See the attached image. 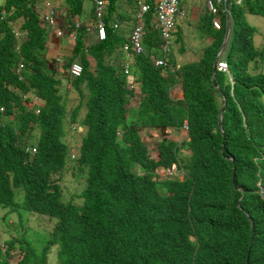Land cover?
I'll list each match as a JSON object with an SVG mask.
<instances>
[{"label": "trees", "instance_id": "1", "mask_svg": "<svg viewBox=\"0 0 264 264\" xmlns=\"http://www.w3.org/2000/svg\"><path fill=\"white\" fill-rule=\"evenodd\" d=\"M39 1L0 0V222L8 235L0 232V264H47L54 246L57 264H264V46L253 45L256 29L245 21L264 18V0L228 6L229 75L213 78L224 14L221 30L204 8L188 21L205 45L176 69L180 26L163 53L148 15L144 53L131 66L139 85L132 107L125 35L108 29L97 40L84 0H63L66 33L57 39L70 45L74 32L73 44L61 60L48 58ZM72 62L82 67L77 78ZM177 87L180 100L171 95ZM68 124L85 128L73 160ZM146 130L157 133L155 154L139 134ZM173 165L176 175L157 173ZM62 176L81 181L76 201L63 199ZM29 217L51 225L38 248L20 233Z\"/></svg>", "mask_w": 264, "mask_h": 264}, {"label": "clouds", "instance_id": "2", "mask_svg": "<svg viewBox=\"0 0 264 264\" xmlns=\"http://www.w3.org/2000/svg\"><path fill=\"white\" fill-rule=\"evenodd\" d=\"M91 1H92V13H91V16L89 17L88 21H86L84 24H85V27L87 29L92 30L93 32H95V36H96L97 40L103 41L105 39V37H106V33H107L108 29H110L112 31H119V29H120L122 24H127L129 21L132 23V29L129 32V35L125 39L126 42L124 43V45L121 48L122 49L121 50L122 51V55L124 56V62H123V67L122 68H123L124 74L127 77L126 78V80H127V82H126L127 89L134 93V98L130 101V104H131V107H132L133 103L135 101H137V99L139 97V85H138V83H136L134 81L133 75L131 74V66H133L134 58L137 57V56H140V55H142L144 53L143 40H144V37L146 35V23L148 21V19H147L148 15L150 16L149 21L153 25V28L157 32H159L160 37H161V39L163 41L162 45L160 46L161 51L163 53L164 52L165 53L169 52V46L171 44L170 39L172 38L171 37V33L173 31H175V26L178 25L177 21L180 20V19H184L186 21L187 20H191L192 18H195V16H189V17L185 16L186 15V11H185V9L183 7L182 0H131L132 1L131 5H130L131 6V10L129 8V14H130L131 11H132V14H131V16L128 15V16H130V20L128 22H126V23H123L122 20H124V19H120L119 16H118L117 18H119V19H117V21H121V24H120V22H111V20L113 18V14L109 15V13H107V10H108V7L111 4V2L116 3V2L121 1V0H106V3L103 5V8H102V15L100 17H97L96 13L94 12V10H95L94 0H91ZM125 1H130V0H125ZM39 2H41V0ZM242 2H243V0H224L218 6V12L215 15H213L211 12L208 11L204 0H202V4H203V8H204L203 10L206 11L211 17V25H212V27L215 30H221V27L223 25H222V19L220 18V16L222 14H224V18H225V35H226V32H228L224 48L222 50H218V53L216 55L215 62H214V65H213V76H212V78L214 77L215 72L229 75L228 67H227L226 62H225V55H226V51H227V48H228V45H229V37H230V34H231V30H232V28H231L232 22H231V17H230V14H229L228 6L230 7L231 4L238 5V4L242 3ZM83 9L85 11V0H84ZM167 11L172 17L173 26L171 27V29L168 32L167 40H164V38L162 37V29H161L160 23L163 22V19L165 17H169ZM164 12H166V14ZM38 13L40 14V16H42L41 19H43V22H42L41 26L46 31L49 32V34H48L49 42H52L53 38L58 40L57 38H60L63 35V32L60 29L59 22H58L59 17H60V12L58 11L57 7L54 4H52L50 0H44L42 5H41V9L38 11ZM125 19H127V16H126ZM49 20H51V22H52L51 24L49 23ZM213 20H216L218 22V24H219V28L218 29L213 26ZM139 24L141 25V29H142V34H141V39H140V44H141V47H142V53L140 55H132L131 52L129 51L130 49H128V47L130 46L131 36L133 35V32H134L135 28ZM186 24H189V22L187 21ZM99 25L102 26V31H103V34H102L103 36L102 37H100V34H99ZM179 25H180V28L182 30V35H183V38H184L183 26H182L183 24L181 23V21H180ZM78 26L79 25L76 24V27H78ZM225 35H224V39H225ZM16 36H17V38H19L18 39L19 43L25 39V38H23V37H25L23 32L17 34ZM199 36H201V35L199 34ZM69 38H70V46H71L73 44L72 41L74 40V32L69 33ZM224 39H223V42H224ZM223 42H222V44H223ZM163 46H166V51L162 50ZM159 60L162 61L163 64L160 65V66H157L156 62L159 61ZM73 64H76V65H78L81 68V71H80V73L78 75H74L71 72V67H72ZM220 64H224V67L223 68H219ZM154 65L156 67H166L167 63L165 62L164 59H156V60H154ZM179 66L180 65L177 63V65L174 68L175 69L179 68ZM214 66H215V68H214ZM174 68H172L171 70L173 71ZM22 70H23V63L19 62L18 66H17V73H19ZM81 73H82L81 65L79 63H77V62H72L70 64V66H69V76H71L72 78H77V77H79L81 75ZM177 88L180 89V87H177ZM177 88H175V89H177ZM171 95L173 96V91H172ZM180 95H181V97L179 99L176 98V97L175 98L178 99V100L182 99L183 98L182 91H181ZM33 101H34V99H32L31 102L27 103L28 107H33L34 106ZM224 101L225 100H223V104H224ZM74 102L75 101L67 102V104H66V106H67L66 112H69V111H71L74 108V106L76 104V102H75V104L73 105ZM0 111H2V109H0ZM35 113L36 114L39 113L38 108L35 109ZM82 116H83V113L80 114V119H81ZM220 122H221V117H220ZM76 126H77V124H75V126H74L77 130H80V131H83V129L85 130V128H83V127H81L79 125L77 127ZM147 131L151 132V130H146L145 132H147ZM66 133H67V128H66ZM29 151H30L31 155H34L36 150H35V148L30 147ZM74 151L75 150L73 148L70 149V147H69V155H70V153H72V155H70V159L71 160H73V159H75L77 157L78 151H77L76 155H75ZM157 173L159 175H161V176L171 177L173 175H176L178 173V171H177V167L175 165H173L171 168L165 170L164 172H157ZM33 219H35V220H37L39 222L42 221L41 217H36V218H33ZM20 228H21L20 229L21 235H24L25 240L28 241L29 243L35 245L36 248H38L41 245H44L49 240V239L45 238V237H47L46 235H49L51 233V231H49L48 233H45L43 235L31 234V232H30V230L28 228V219L23 224V226H20ZM40 236H45V237L43 239H40ZM42 242H44V243L42 244ZM53 248H55L56 251H57V248L54 246V247H52L50 249L48 255L50 254V252H51V250ZM48 255H47V264L49 262L48 261ZM57 263H58V261H57Z\"/></svg>", "mask_w": 264, "mask_h": 264}, {"label": "rangeland", "instance_id": "3", "mask_svg": "<svg viewBox=\"0 0 264 264\" xmlns=\"http://www.w3.org/2000/svg\"><path fill=\"white\" fill-rule=\"evenodd\" d=\"M52 4H54L60 14L62 15L63 11H65V5L63 0H50ZM89 2L88 0H85V5L88 6ZM130 20V16H127V19L122 20L123 23H126ZM181 23L183 24V34H184V46L186 49V52H184L182 55H179L178 47L176 46L175 53L177 55V63L181 66V64L186 63L187 61L193 60L196 58V54L201 50V48L204 47L205 41L202 36H199V34L196 32V30L192 27V24H186L187 21L190 20H184L180 19ZM245 21L249 26H252L256 29V33L253 37V45L257 47L259 50L262 49V46H264V18L255 16V15H246ZM59 26L60 29L63 32V35L66 33L65 30L62 27V19L59 17ZM172 37V36H171ZM172 39V38H171ZM170 39V41H171ZM71 46L68 43V39H66V44L63 43V41L59 42L55 38H53L52 42L48 45V58H56L61 60L64 55H69L67 52L70 50ZM180 89H175L173 92H178ZM175 94V93H173ZM74 97V95H73ZM177 97H181V95H176ZM220 102L221 100L218 99ZM76 102V101H75ZM73 103V105L75 104ZM72 105V106H73ZM71 106V107H72ZM142 140L145 142V145L147 147V150L149 153H152L151 149H153V152L156 150L155 148V141L158 139L157 133L151 131V132H145L142 131L139 133ZM84 135V129L83 131L77 130L74 125L68 124L67 125V133L65 141L68 144V146L73 148L75 151V155L78 151L79 145L81 143L82 136ZM155 154V153H152ZM72 155V153H70ZM61 186L63 188V199H69L72 198L75 201L77 200L76 195L79 193V190L81 188V181L75 179L72 181L67 176H62L61 179ZM2 213V212H1ZM0 213V215H1ZM12 220H14V215L11 216ZM5 224L0 222V232L2 236L4 235L5 238L8 237L6 232H4ZM28 228L31 232V234L34 235H43L45 233H48L51 230V225L46 221H37L33 219V217L28 218ZM48 236V235H46ZM45 236H40V239H43ZM17 261V257L12 259V262L15 263ZM48 264H57V258H56V249L53 248L48 255Z\"/></svg>", "mask_w": 264, "mask_h": 264}, {"label": "built area", "instance_id": "4", "mask_svg": "<svg viewBox=\"0 0 264 264\" xmlns=\"http://www.w3.org/2000/svg\"><path fill=\"white\" fill-rule=\"evenodd\" d=\"M224 0H204L205 5L208 9L209 12H211L213 15H215L218 12V6L223 2ZM95 3V10L94 12L96 13L97 17H100L102 15V8L103 5L106 3V0H94ZM166 14V12H164ZM168 13V11H167ZM169 17H165L163 19V22L160 23L161 29H162V37L164 38V40H167L168 38V32L171 29V27L173 26V21H172V17L171 15L168 13ZM49 23L51 24V20H49ZM213 26L215 28H219V24L216 20H213ZM59 34V33H58ZM99 34L100 37H102L103 35V31H102V26L99 25ZM141 34H142V29H141V25L139 24L134 32L133 35L131 36L130 39V46L128 47V49H130L129 51L131 52L132 55H140L142 53V47L140 44V39H141ZM163 51H166V46L162 47ZM163 62L162 61H157L156 65L160 66L162 65ZM224 64H220L219 68H223ZM81 71V68L76 65L73 64L71 67V72L74 75H78Z\"/></svg>", "mask_w": 264, "mask_h": 264}, {"label": "crops", "instance_id": "5", "mask_svg": "<svg viewBox=\"0 0 264 264\" xmlns=\"http://www.w3.org/2000/svg\"><path fill=\"white\" fill-rule=\"evenodd\" d=\"M89 4L88 6L85 5V11H84V16L86 17H90L91 13H92V1L88 0ZM183 2V7L186 11V15L185 16H199L200 13L202 12L203 9V4H202V0H182ZM131 3L132 1H125V0H121L118 1L116 3L112 2L107 10V13H109V15L113 14V18L111 20V22H120L121 21H117V18L119 15H123L124 16H128L132 14V11L129 14V8L131 10ZM86 17V18H87ZM178 25L180 23V20L177 21ZM180 26V25H179ZM132 29V23L129 21L127 24H122L119 31L125 35V37H127L129 35V32ZM186 52V49H185ZM175 94H173V96L175 97L176 95H180L181 91L179 90L178 92H173ZM179 99V97H177Z\"/></svg>", "mask_w": 264, "mask_h": 264}, {"label": "water", "instance_id": "6", "mask_svg": "<svg viewBox=\"0 0 264 264\" xmlns=\"http://www.w3.org/2000/svg\"><path fill=\"white\" fill-rule=\"evenodd\" d=\"M227 34H228V32H226L224 42H223V44L221 45V47H220L219 50H222V49L224 48L225 41H226V38H227ZM214 68H215V66H214ZM223 105H225V101H224V104H223ZM220 114H221V110L219 111V120H218V126H219V128L221 127ZM260 196H261V198L264 200V188L261 189V191H260Z\"/></svg>", "mask_w": 264, "mask_h": 264}]
</instances>
